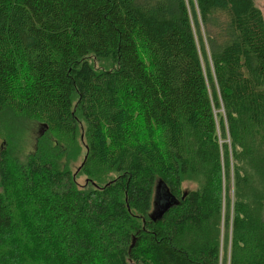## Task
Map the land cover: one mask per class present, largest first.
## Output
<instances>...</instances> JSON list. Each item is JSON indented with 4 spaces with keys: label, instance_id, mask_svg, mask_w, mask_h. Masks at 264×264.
I'll list each match as a JSON object with an SVG mask.
<instances>
[{
    "label": "trees",
    "instance_id": "16d2710c",
    "mask_svg": "<svg viewBox=\"0 0 264 264\" xmlns=\"http://www.w3.org/2000/svg\"><path fill=\"white\" fill-rule=\"evenodd\" d=\"M4 110L46 132L25 163L0 153V264H264L254 0H0ZM196 165L204 183L182 193Z\"/></svg>",
    "mask_w": 264,
    "mask_h": 264
},
{
    "label": "rangeland",
    "instance_id": "374dc122",
    "mask_svg": "<svg viewBox=\"0 0 264 264\" xmlns=\"http://www.w3.org/2000/svg\"><path fill=\"white\" fill-rule=\"evenodd\" d=\"M140 3L150 2L153 0H138ZM255 6L261 12L264 19V0H254ZM198 18V16H197ZM198 20V21H197ZM193 28L197 32L196 23H198L199 30L203 38H206L204 32L205 28L200 24L199 19H193ZM92 64L95 69L100 70L106 67L107 63L97 61L92 59ZM80 135H78V150L77 154L73 158V154L69 153L64 159V164L74 173L78 172L80 165L83 162L84 150L83 145L85 143V129L82 125L80 128ZM45 129L39 123L34 120H29L23 117L15 116L8 110L0 112V153L6 151L13 156H16L21 163H25L27 157L41 145V141L45 135ZM80 137V138H79ZM81 144V145H80ZM66 152H71L66 150ZM254 157L248 164V169L253 175V185L250 187L251 195L250 197H255L258 194L257 214L261 215L264 219V151H255ZM109 179L111 176L108 177ZM77 182L80 185L90 182L86 179L83 174L77 176ZM204 183V173L203 170L196 165L194 172H187L183 175L181 181V192L188 193L190 191L197 190L202 187ZM234 189H230V214H232L233 205L235 199H233ZM226 197V195H225ZM155 198V196H154ZM227 203V198L225 199ZM254 203V202H253ZM231 216V215H230ZM224 234H226V228L224 229ZM228 234L230 231L228 230Z\"/></svg>",
    "mask_w": 264,
    "mask_h": 264
},
{
    "label": "water",
    "instance_id": "95a60500",
    "mask_svg": "<svg viewBox=\"0 0 264 264\" xmlns=\"http://www.w3.org/2000/svg\"><path fill=\"white\" fill-rule=\"evenodd\" d=\"M160 189L161 188L159 184L156 190V195H157V202H156L157 212L156 213H159V215L161 216L165 211H167L172 206V202H170L166 196H165V199L163 197V200H162L160 196ZM173 204H175V201H173Z\"/></svg>",
    "mask_w": 264,
    "mask_h": 264
}]
</instances>
